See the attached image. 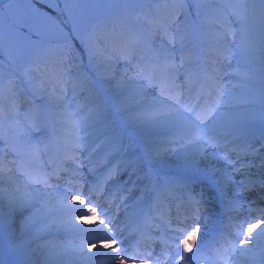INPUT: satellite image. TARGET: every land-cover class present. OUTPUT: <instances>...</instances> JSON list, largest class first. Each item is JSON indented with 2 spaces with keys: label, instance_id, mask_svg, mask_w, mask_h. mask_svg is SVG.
<instances>
[{
  "label": "snow or ice",
  "instance_id": "obj_1",
  "mask_svg": "<svg viewBox=\"0 0 264 264\" xmlns=\"http://www.w3.org/2000/svg\"><path fill=\"white\" fill-rule=\"evenodd\" d=\"M89 2L97 3V0H6L0 5V22L5 18L9 21L7 71L4 60L0 59V206L7 194L10 217H21V239L7 245L12 264H33L35 253L49 247L37 242L56 227H70L82 234L80 245L74 249L80 264H93L100 257L108 264H127L129 260L199 264L201 258L206 264H228L235 253L255 256L256 250L261 257L260 264H264V208L256 210L260 219L256 215L240 218L245 209L250 208V197L264 191V130L257 135L252 124L257 117L264 121V0H220L221 8L205 7L213 0H149L157 5L163 4L168 14L161 19L157 8V15L148 21L155 32L162 34L159 48L148 57L154 61L150 70L141 53L154 51V32L126 27L127 21L121 23L111 17L98 20L96 15H88L86 4ZM98 2L117 4L127 0ZM228 5L235 7L229 8ZM208 11L215 14L219 27L215 32L214 48L207 53L210 58L205 61L203 69L204 83L196 91L190 86V37L196 36L207 23ZM229 15L235 17L238 28L232 27ZM180 16L183 17L182 23L172 19ZM109 22L112 24L109 33L98 32L101 23ZM256 26L259 29L258 42L254 35ZM229 37L233 39L229 40ZM4 39V27L0 23V56L5 52ZM174 43L179 44L178 49L169 51L165 46ZM233 49L236 68L231 78L237 83L221 87V61H227L233 55ZM177 51L180 53L178 59L174 55ZM120 60L126 64L137 60V75L125 73L122 76L115 67ZM21 68H24L23 73L19 71ZM181 69H184L183 84L178 80ZM34 71L41 74L39 87L32 75ZM69 76L71 81L67 79ZM6 77L10 102L15 96L17 77L20 83L27 78V83L34 89L33 94L42 90L45 97L41 107H29L26 129L14 122L18 128L17 138L9 137L7 141L4 138L6 117L3 108ZM141 77L148 86L157 88L158 93L148 98L142 94V89H137L135 95L140 98L129 104L125 94ZM257 80L261 85L258 92L254 87ZM98 84L103 86L102 91L98 90ZM109 90L111 98L105 96ZM69 91L71 103L78 108L75 114L66 107ZM81 97L85 98L84 102L78 104ZM84 112H87L82 121L85 131L89 121L99 124L112 112L137 127H169L172 136L167 144L176 148H165L164 151L182 152L189 168L198 174V179L187 177L184 181L183 187L187 191L183 194V204L177 206L175 213L170 210L167 220L161 218L156 236L161 235L162 227L165 239L160 242L162 247L157 244L158 252L151 248L147 239L144 243L147 250H134L139 247L137 234L129 233L131 225L125 219L129 196H113L105 187L121 171L139 179L135 168L129 171L127 165L124 169L117 165L102 180L82 190L80 181L83 177L79 175L82 163H77L78 157L74 155L80 147L78 144L73 145V155L65 153L63 158L72 161L69 171L62 167L63 159L57 163L55 158L43 161L39 169L24 167L20 137L25 139L33 153H45L48 148L45 141L32 143L29 133H47L49 114L61 118L59 122L64 123L73 115ZM12 116L10 111L7 118L11 120ZM113 140L115 143L107 155L124 147L121 136L102 139L94 148L88 149L90 158ZM41 144H44L43 149ZM84 147L87 149V145ZM155 154L159 155V150ZM213 160L216 163H212ZM144 176L148 178L150 173ZM21 178L24 186L32 188L31 193L21 192ZM53 179L67 185L62 189L64 196L58 201V207L69 216L60 222L50 221L53 209L37 200L41 192L56 187L51 183ZM5 182L14 186V191L6 190L3 187ZM120 183L129 184L127 179ZM196 183L204 187L197 191L193 187ZM210 199L223 202L231 219L236 221L230 225L233 231L228 232L231 239L221 234L209 242L201 235L200 221L206 217L202 216L200 209ZM2 224L3 209L0 207V227ZM31 228L35 231L28 239H23ZM3 247L0 236V248ZM206 251H210L212 259L203 256ZM0 264L6 262L0 260ZM233 264H237L234 258Z\"/></svg>",
  "mask_w": 264,
  "mask_h": 264
},
{
  "label": "rangeland",
  "instance_id": "obj_2",
  "mask_svg": "<svg viewBox=\"0 0 264 264\" xmlns=\"http://www.w3.org/2000/svg\"><path fill=\"white\" fill-rule=\"evenodd\" d=\"M88 11V15H96L98 17V20H105L106 18H115L117 20H119L121 23H123L124 21H127V24L125 25L126 27H133L141 32L144 31H148V30H152L154 32V40L152 43V48H153V52L151 53H141V57L145 56L144 58L147 60V62H149L150 60L148 59V57H151L154 55L155 50H157L160 46L161 43V37L162 34L159 32H155V30L152 28V25L148 22L149 19L153 16H155L156 13V9L159 8L160 12H159V16L161 17V19H163L164 17H166L167 11L164 9V5L163 4H155V3H151L149 2V0H127V2L124 3H117V4H108V3H99L97 0V3H87L86 4ZM205 7L207 8H221L222 5L220 3V0H213V3L206 5ZM227 7L231 8V7H235V5H228ZM241 7H243L241 5ZM136 8V9H135ZM105 9H108V11H104ZM135 11H132L134 10ZM189 11H192V9H189ZM131 12H133V17H131ZM130 14V15H129ZM207 15V23L201 28V30L198 32V34L196 36H192L190 37V44H189V49H190V55L189 58L191 59L192 63L190 65V72H191V81H190V86H194L195 82H196V70L197 68L194 67V63H195V47L193 46L194 52L192 51L193 49H191L192 45H194V40L195 39H199L201 40L202 38L204 40L209 41L211 44L214 45L215 43V32L218 30L219 25L216 23V16L213 12L208 11L206 13ZM193 18V17H190ZM173 20H179L181 23L183 22V17H173ZM258 19V16H257ZM228 20L232 21L233 25L236 27L233 28H238L239 24L238 22H235V17L232 15L228 16ZM96 21H94L95 23ZM135 22V23H133ZM3 24L4 27V34H5V39H4V43H5V48H7L8 43H9V39H8V24L9 21L7 18H5L2 22H0ZM112 29V24L111 22L107 23V24H103L101 23L99 25L98 28V32H100L101 34H106L109 33ZM255 38L258 42L259 40V29L258 26H256V31L254 33ZM233 37H229V40H232ZM169 51H171L172 49H178L179 48V44L178 43H174L171 45H165ZM79 55V53H78ZM174 55L177 57H179L180 53L179 51L175 52ZM80 61H77L76 63H79ZM227 64L231 65V67L233 69L236 68V59H235V50L233 49V55L230 56ZM121 65V66H118ZM128 64H126L125 61L120 60L119 62H117V64L115 65V67L120 71L121 75L123 76L126 72V68H127ZM148 68L151 69V65H148ZM24 68H21V70ZM5 71H6V67H5ZM235 71V70H234ZM23 73V72H22ZM233 73V71H225L223 72V78H231V74ZM127 74V73H126ZM32 75L34 76V78L36 79L37 82V87H39V81L41 79V74L40 72L34 71L32 73ZM128 76H136V75H129ZM183 75V73L181 74ZM180 76H178V80L181 84L184 83V78L182 80H180ZM67 79L69 81L72 80V77L69 76L67 77ZM232 79V78H231ZM143 78H139L132 86V88H130V90L125 94L126 98H127V102L129 104L132 103V101L140 98L137 97L135 95L137 89L139 88V85H141ZM233 84L237 83V81H235V79L233 80ZM99 87V90H103V86L102 89L100 87V85H97ZM260 82L259 80H257L255 82V89L257 90V92L259 91L260 88ZM69 90L71 89V83L68 84ZM140 89V88H139ZM15 92V96L14 99L10 102L9 100V96H8V90L5 89L4 91V99H3V108H4V113H5V122H4V138L5 141H7L9 139V137H12L13 140H15L17 138V132H18V128H17V123L14 122H18V124L21 127H24L25 129L27 128V123L25 121V116L23 115V110H25L26 105H28V99L30 98L31 100H40L41 102L45 101V97L41 91H36L35 94H33L34 89L32 88L31 85H29L27 83V78H25V82L24 83H20L18 82L17 78H16V87L14 89ZM23 95L25 96V98H20V96ZM71 95V92L69 91L68 96ZM105 96L108 98L112 97V92L109 90L105 93ZM145 96V95H144ZM149 98V97H148ZM84 102V100L82 101ZM14 104V108L10 107L13 106ZM67 110L71 113H73V109H71L70 107L74 108V104L71 103V101L69 100V103L66 105ZM22 108V109H20ZM133 110H135V108L133 107ZM256 110L257 112H259L260 110V105L259 103H257L256 105ZM12 111L13 112V116L11 118V120H9L8 117V113ZM57 111H59V109H57ZM77 111L75 110L74 114ZM87 115V113H86ZM125 116L127 115L126 113L124 114ZM81 117L78 116L79 122H81L82 117L84 116V114L80 115ZM109 116L111 117L110 113ZM121 117V116H120ZM72 118V117H71ZM71 118L67 119L66 122L64 123H60L59 120L61 118L59 117H54L52 115H48V122L52 125H54L51 129L57 139V141H61V145L63 146L67 140L65 135H69L70 137H78L76 132H80V131H84V127L81 126H73L75 125L74 122H71ZM124 118V117H123ZM125 121V120H124ZM126 122V121H125ZM256 122L257 124V128L260 131H256L257 135L260 134V132L262 130H264V121H261L258 117L252 121ZM130 128H131V133L128 136H126L125 134H121L120 131H118V135L115 133L117 131H114V129L116 127H114V129L112 131H110L113 127V123L110 121V123L108 124L107 120L104 121L102 120L101 123L96 124L95 127H93L90 130L91 135H89L90 137L87 138L89 141H91V139H93V137H95V133H99L98 138L100 140L102 139H106L109 137H114V136H121L122 140H123V145L126 146V148L128 149H134L137 150L141 149L145 155L149 156L150 159H157L158 157H160V159L157 160V162L161 161L163 157V159H167V163H163L164 165H173V164H181V165H187L188 161L186 159V157L184 156V154L182 152H180L179 150L176 151H169V152H162L160 150H164L165 148H176L175 145H169L167 144V140L171 138L172 134H170V132H172V130L169 129V127L166 126H156V127H137L131 124L126 123ZM91 125V124H90ZM107 125V126H104ZM105 129V131H103V133H105L104 135L100 134L101 129ZM50 129V130H51ZM117 130V129H116ZM109 132V133H108ZM115 133L114 135L111 136L112 133ZM169 134H166V133ZM110 134V135H109ZM30 135V133H29ZM21 138L20 137V151L23 154H27V150L24 146V144L21 142ZM96 140V139H95ZM34 142V141H33ZM58 142V143H59ZM111 142V141H110ZM108 145V144H107ZM108 147V146H107ZM111 147V146H110ZM160 147V148H159ZM164 147V148H162ZM60 148V145H59ZM106 148V145L105 147ZM102 148V150L104 149ZM157 148H159V155L155 154V151L157 150ZM72 151V150H71ZM130 151V150H128ZM211 151V149H209V152ZM102 151H100L101 154ZM40 155V154H39ZM164 155V156H162ZM109 156V155H108ZM11 157V156H9ZM8 157V158H9ZM153 157V158H152ZM166 161V160H165ZM154 162V161H153ZM71 164V163H70ZM162 164V163H161ZM21 185H24L23 183V178H21L20 181ZM10 185L8 183L5 182V184L3 185V187L8 188ZM27 189L32 191L31 187H21V190L24 192H28ZM40 195V194H39ZM40 197V196H39ZM38 207V204H37ZM25 215H27V213H25ZM21 217H19V221H16L15 225L18 224V222H20ZM3 227H0V236H2L3 241H4V247L0 248V260H3L6 262V264H10V259L8 256V252H7V245L9 242H14L16 240H19L21 238V229H17V231L14 232V236H12V233H10L9 231V225L6 224V221L3 220ZM13 220H10V225L13 224L12 222ZM37 227H39V225H37ZM35 231V228H31L29 234L31 235V232ZM55 234H64V231H59V232H55V233H47L44 234V237L47 238V241L45 238H43L42 240H45L44 242L50 244H73L72 242H75L74 239L72 238H68L65 241H60L58 243H56L57 239H59V237H56ZM65 235V234H64ZM61 235V236H64ZM8 237H11L13 239L7 240ZM50 238V239H49ZM49 239V240H48ZM71 241V242H70ZM45 243V244H46ZM77 244H79V242H76ZM57 247V246H56ZM37 253V252H36ZM35 253V254H36Z\"/></svg>",
  "mask_w": 264,
  "mask_h": 264
},
{
  "label": "bare ground",
  "instance_id": "obj_3",
  "mask_svg": "<svg viewBox=\"0 0 264 264\" xmlns=\"http://www.w3.org/2000/svg\"><path fill=\"white\" fill-rule=\"evenodd\" d=\"M200 41H201L200 49H201V53L202 54H205V53L207 54L210 51H212V44L209 41L204 40L203 38ZM193 46L195 47V42H194V45H192L191 49H193ZM195 49H196V47H195ZM192 51L194 52V49ZM209 58L210 57H208V59ZM221 64L223 65V68L220 70V72H223V70H225L227 68H225L224 62L221 61ZM204 66H205V64H204ZM132 70H134V72L138 73V69L135 66L132 68ZM230 70H232L234 72V69H230ZM220 72H219V75L221 77V73ZM227 82L228 81L221 79V81H220L221 87H228L229 85L227 84ZM147 86H148L147 82H146V85H144V84L139 85V88L142 89V94L145 95V96H147V97H150V98L152 96H155L156 94H152L151 93V90H148V87ZM199 89H200V87L197 89V91H199ZM154 90L158 91L157 88H155ZM79 117H81V116L79 115ZM79 150H85L86 151V148L85 147H81ZM100 156L101 155L95 156V157H91L90 159H88V162L89 163H91V161L94 162V164H92L90 167H98V166L101 167L100 166L101 165V162L104 160L105 157L103 155L101 157ZM165 157H167V156H165ZM165 157H163V158H165ZM163 158H162L161 161L158 162V164L167 163V159H163ZM118 161H117V163H118ZM121 162H123V160H121ZM121 162L119 163L120 164V166H119L120 168H122V167H124L126 165V163L123 162V164H125V165L124 166H121L122 165ZM212 163H216V162L213 160ZM115 166H117V165H115ZM162 179L164 180L163 177H162ZM20 186L21 187H26V186L21 185V184H20ZM6 190L14 191V186H9L8 188H6ZM27 191L28 192H26V193H31L32 192L30 189L29 190L27 189ZM21 192L22 193H25L22 190H21ZM39 196H37V200L44 201L45 204H46V207L53 209V215L50 217V221L60 222V221H63L65 219H67V217L69 216V214H67V212L61 211L59 209V207H58V201L61 198H63L64 195L61 196L57 192L56 189H53L51 192L44 191ZM0 207H2V209H3V220H5L6 221V224L9 225V228L8 229H9L10 233H12V236H14V232L17 231V229H20V222H18V224L15 225L16 221H19V216L10 217V210H9V207H8V195L7 194L5 196L3 205L0 206ZM38 207H39V204H38ZM76 207H79V205H77ZM210 209H211V207L208 206L202 212V216L203 217H206V220L205 219H202L200 221V223H201V225H204V227H206V225L209 223L210 219L214 217L212 214H210V212H208ZM82 215H84V214H82ZM11 219L12 220H15V223H13L12 225L9 224ZM59 231H73V230H71L70 227H56V228H53L49 232V234L50 233L59 232ZM29 232H30V230L28 231V233L26 235L23 236V239H28L31 236L29 234ZM44 236H43V238L47 237V236H45V237ZM10 239H13V238L8 237V240H10ZM44 241L45 240H42L41 239L37 243L43 245V242ZM58 242H59V240L56 241V243H58ZM46 244L49 245L48 243H46ZM78 246L79 245H75V244L74 245H70V244L69 245L68 244H56V245L53 244L52 245V244H50L49 247L44 248V249H41L40 251H37V253L32 257L33 264H45V261H47V264H73V263H75L74 261H76L78 259L77 255H76V252L74 251V249L76 247H78ZM35 248H36V245L34 244L33 245V249H35ZM256 259H257V261L260 262L259 256ZM10 262H11V260H10ZM10 264H12V262ZM78 264H80V262ZM127 264H131V263H128L127 262Z\"/></svg>",
  "mask_w": 264,
  "mask_h": 264
},
{
  "label": "trees",
  "instance_id": "obj_4",
  "mask_svg": "<svg viewBox=\"0 0 264 264\" xmlns=\"http://www.w3.org/2000/svg\"><path fill=\"white\" fill-rule=\"evenodd\" d=\"M0 59H3L4 60V64H5V67H6V64H8V60H7V49H5V52L3 54V56H0ZM7 67H6V71H7ZM7 81L5 79V85H6Z\"/></svg>",
  "mask_w": 264,
  "mask_h": 264
}]
</instances>
